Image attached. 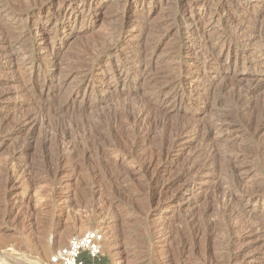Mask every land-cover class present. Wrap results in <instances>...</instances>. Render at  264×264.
I'll return each instance as SVG.
<instances>
[{
  "label": "rangeland",
  "instance_id": "374dc122",
  "mask_svg": "<svg viewBox=\"0 0 264 264\" xmlns=\"http://www.w3.org/2000/svg\"><path fill=\"white\" fill-rule=\"evenodd\" d=\"M212 1L0 0L1 263L98 230L107 264H264V0Z\"/></svg>",
  "mask_w": 264,
  "mask_h": 264
},
{
  "label": "built area",
  "instance_id": "2783aa9c",
  "mask_svg": "<svg viewBox=\"0 0 264 264\" xmlns=\"http://www.w3.org/2000/svg\"><path fill=\"white\" fill-rule=\"evenodd\" d=\"M103 235L98 230H88L71 236L50 257V264H96L100 261ZM0 264H4L1 263Z\"/></svg>",
  "mask_w": 264,
  "mask_h": 264
},
{
  "label": "bare ground",
  "instance_id": "6f19581e",
  "mask_svg": "<svg viewBox=\"0 0 264 264\" xmlns=\"http://www.w3.org/2000/svg\"><path fill=\"white\" fill-rule=\"evenodd\" d=\"M207 1H208V0H207ZM213 1H214V0H213ZM213 1H212V2H213ZM216 1H217V0H216ZM43 2H44V1H43ZM67 2H68V1H67ZM221 2H222V1H221ZM41 3H42V1H41ZM80 3H81V2H80ZM217 3H218V2H217ZM42 4H43V3H42ZM34 5H35V4H34ZM47 5L50 6V4H47ZM47 5H46V6H47ZM62 5H63V4H62ZM66 5H67V4H66ZM81 5H82V6H81L82 8H85L87 5L90 6V8H92V6H93V7H94V6H97L98 3H97V2H94L93 4H90L89 2H85V3H84V1H83V3H82ZM0 6H1V5H0ZM2 6H3V4H2ZM39 6H40V5H39ZM39 6H38V7H39ZM59 6H60V5H59ZM222 6H223V5H222ZM36 7H37V6H36ZM67 7H68V8L65 9L66 13H67V11H68V13H70V14H72V13H75V14L77 13V14H78L79 12L82 11V10H79L78 7L74 6L73 4H72V6H71L70 3H69V5H68ZM220 7H221V6H220ZM82 8H81V9H82ZM222 8H223V7H222ZM2 10H3V9H2ZM4 10H5V9H4ZM87 10H88V9H87ZM189 10H190V9H189ZM221 10H223V9H221ZM65 11H64V12H65ZM52 13H53V11H52ZM210 13H211V12H210ZM1 15H2V14H1ZM5 15H6V14H5ZM9 15H10V14H9ZM67 15H68V14H67ZM210 15H211V14H210ZM190 16H191V15H189V17H190ZM184 18H185V17H184ZM184 18H183V19H184ZM1 20H2V19H1ZM185 21H187V20H185ZM233 22H235V20H234ZM188 23H189V22H188ZM188 23H187V24H188ZM194 23H195V22H193V24H194ZM229 23H230V22H229ZM189 24H190V23H189ZM189 24H188V26H191V25H189ZM195 24H196V23H195ZM231 24H232V23H231ZM34 25H35V24H34ZM42 25H43V24H42ZM3 26H4V25H3ZM39 26H40V25H39ZM51 26H52V25H51ZM184 26H185V25H184ZM195 26H196V25H195ZM201 26H202V25H201ZM0 27H1V26H0ZM36 27H37V26H36ZM67 27H68V28H67L68 35H70L71 33H73V30H74L72 23L69 22L68 25H67ZM202 27H203V26H202ZM204 27H205V25H204ZM1 28H2V27H1ZM44 28H45V27H41V28H37V29L40 30L41 32H43ZM194 28H195V27H194ZM200 28H201V27H200ZM28 29H29V28H28ZM28 29H27V30H28ZM30 29H31V27H30ZM37 29H36V30H37ZM234 29H235V28H234ZM189 30H190V29H189ZM200 30H201V29H200ZM200 30H199V31H200ZM0 31H3V30H0ZM46 31H47V30H46ZM187 31H188V30H187ZM192 31H193V30H192ZM196 31H197V30H196ZM196 31H193V33H191V34L196 35V33H197ZM203 31H204V29H203ZM23 32H24V31H23ZM44 32H45V31H44ZM29 33H30V32H29ZM33 33H34V31H33ZM48 33H49V32H48ZM4 34H5V32H4ZM6 34H7V32H6ZM23 34H24V33H23ZM25 34H26V33H25ZM30 34H31V33H30ZM52 34H53V33H52ZM188 34H189V33H188ZM46 35H47V34H46ZM71 35H72V34H71ZM199 35H200V34H199ZM189 36H190V35H189ZM202 36H203V35H202ZM25 37H26V35H25ZM53 37H54V36H53ZM195 37H196V36H195ZM200 37H201V36H200ZM3 38H4V37H3ZM3 38H2V39H3ZM26 38H27V37H26ZM49 38H51V37L49 36ZM49 38H48V40H49ZM197 38H198V37H197ZM52 39H53V38H52ZM50 40H51V39H50ZM7 41H8V40H7ZM45 42H46V41H45ZM47 42H48V41H47ZM47 42H46V43H47ZM5 43H6V42H5ZM48 43H49V42H48ZM50 43H51V42H50ZM242 43H243V42H242ZM6 44H7V43H6ZM38 45H39V44H38ZM40 45H41V44H40ZM40 45H39V46H40ZM56 45H57V44H56ZM41 47H42V46H41ZM191 48H192V47H191ZM193 48H194V47H193ZM197 48H198V47H197ZM11 49H12V48H11ZM48 49H49V48H48ZM52 49H53V48H52ZM187 49H188V48H187ZM50 50H51V49H50ZM190 50H191V49H190ZM7 51H8V50H7ZM9 51H10V50H9ZM191 51H192V50H191ZM191 51H190V52H191ZM195 51H196V50H195ZM36 52H37V51H36ZM39 52H40V50H39ZM41 52H42V50H41ZM45 52H46V51H45ZM49 52H50V51H49ZM212 52H213V51H212ZM43 53H44V52H43ZM47 53H48V52H47ZM212 54H213V53H212ZM7 55H9V53H8ZM50 55H51V54H50ZM9 56H10V55H9ZM52 56H53V55H52ZM55 56H56V55H55ZM7 58H8V57H7ZM11 59H12V58H11ZM11 59H10V60H11ZM45 62H46V61H45ZM44 65H45V64H44ZM50 69H51V68H50ZM136 70H137V69H136ZM142 70H144V69L142 68ZM140 72H141V71H140ZM142 72H144V71H142ZM46 74H47V73H46ZM49 79H50V78H49ZM43 80H44V79H43ZM89 87H90V86H89ZM255 89H256V88H255ZM86 90H87V89H86ZM252 90H253V89H252ZM253 91H254V90H253ZM90 93H91V90L87 91V94H86V95L89 96ZM173 93H174V92H173ZM45 94H46V93H45ZM91 94H92V93H91ZM159 94H160V93H159ZM178 94H179V93H178ZM175 95H176V94H175ZM44 96H45V95H44ZM91 97H92V96H91ZM158 97H159V96H158ZM173 97H174V96H173ZM89 99H90V98H89ZM174 99H175V98H174ZM158 100H159V99H158ZM158 100H157V101H158ZM86 101H87V100H86ZM89 102H90V101H89ZM155 102H156V101H155ZM160 102H161V101H160ZM160 102H159V103H160ZM87 104H88V103H87ZM88 105H89V104H88ZM91 105H92V104H91ZM81 106H82V105H81ZM86 106H87V105H86ZM30 114H31V113H30ZM33 115H34V114H33ZM33 115H32V116H33ZM27 116H29V115H26V119H27ZM32 116H31V117H32ZM28 118H29V117H28ZM26 121H27V120H26ZM31 121H32V120H31ZM27 122H29V121H27ZM32 123H33V122H32ZM29 124H30V123H29ZM24 125H25V124H24ZM23 127H24V126H23ZM218 128H219V127H217V129H216L217 131H218ZM22 129H23V128H22ZM213 129H214V128H213ZM213 129H212V130H213ZM219 129H220V128H219ZM214 131H215V130H214ZM210 132H212V131L210 130ZM215 132H216V131H215ZM216 133H217V132H216ZM211 134H212V133H211ZM208 136H209V135H208ZM257 199H258V198H257ZM250 227H251V226H250ZM252 229H253V228H252ZM254 229H255V228H254ZM256 231H257V230H256ZM256 231H254V232H256ZM260 231H261V230H260ZM258 232H259V230H258ZM250 233L252 234V232H250ZM250 233H249V234H250ZM19 263H20V262H19Z\"/></svg>",
  "mask_w": 264,
  "mask_h": 264
},
{
  "label": "trees",
  "instance_id": "16d2710c",
  "mask_svg": "<svg viewBox=\"0 0 264 264\" xmlns=\"http://www.w3.org/2000/svg\"><path fill=\"white\" fill-rule=\"evenodd\" d=\"M86 264H90V262L86 261ZM96 264H107V262L103 259H100V261L97 262Z\"/></svg>",
  "mask_w": 264,
  "mask_h": 264
}]
</instances>
